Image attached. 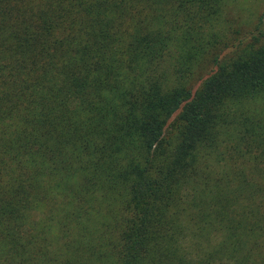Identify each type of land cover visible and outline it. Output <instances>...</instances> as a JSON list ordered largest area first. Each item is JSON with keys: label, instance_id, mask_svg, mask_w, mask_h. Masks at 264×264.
I'll list each match as a JSON object with an SVG mask.
<instances>
[{"label": "trees", "instance_id": "16d2710c", "mask_svg": "<svg viewBox=\"0 0 264 264\" xmlns=\"http://www.w3.org/2000/svg\"><path fill=\"white\" fill-rule=\"evenodd\" d=\"M0 264H264V12L0 0Z\"/></svg>", "mask_w": 264, "mask_h": 264}, {"label": "rangeland", "instance_id": "374dc122", "mask_svg": "<svg viewBox=\"0 0 264 264\" xmlns=\"http://www.w3.org/2000/svg\"><path fill=\"white\" fill-rule=\"evenodd\" d=\"M245 11V16L249 20L256 19L257 16L264 12V0H239Z\"/></svg>", "mask_w": 264, "mask_h": 264}]
</instances>
